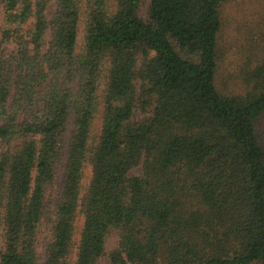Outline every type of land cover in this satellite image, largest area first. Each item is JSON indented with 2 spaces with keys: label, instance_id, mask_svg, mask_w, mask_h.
Masks as SVG:
<instances>
[{
  "label": "trees",
  "instance_id": "16d2710c",
  "mask_svg": "<svg viewBox=\"0 0 264 264\" xmlns=\"http://www.w3.org/2000/svg\"><path fill=\"white\" fill-rule=\"evenodd\" d=\"M222 24V0H0V264H101L111 229L109 264H264V33L229 89Z\"/></svg>",
  "mask_w": 264,
  "mask_h": 264
},
{
  "label": "rangeland",
  "instance_id": "374dc122",
  "mask_svg": "<svg viewBox=\"0 0 264 264\" xmlns=\"http://www.w3.org/2000/svg\"><path fill=\"white\" fill-rule=\"evenodd\" d=\"M53 11L54 4L50 2L46 9L47 16ZM222 22L219 34V44L223 53L222 73L227 87L234 89L238 82L237 80L235 82L232 74L239 67V63L242 64L246 60L250 39L264 33V0H222ZM49 38L48 31L45 35L46 41ZM137 117L142 116L137 115ZM133 172L138 173L139 168L134 169ZM79 226L80 221H78ZM117 243V233L111 229L106 242V254L100 259L101 264H109L108 253L117 246Z\"/></svg>",
  "mask_w": 264,
  "mask_h": 264
}]
</instances>
